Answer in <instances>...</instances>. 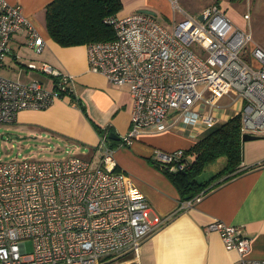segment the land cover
Returning a JSON list of instances; mask_svg holds the SVG:
<instances>
[{
	"label": "built area",
	"instance_id": "built-area-1",
	"mask_svg": "<svg viewBox=\"0 0 264 264\" xmlns=\"http://www.w3.org/2000/svg\"><path fill=\"white\" fill-rule=\"evenodd\" d=\"M170 1L180 9L178 0ZM186 18L192 30L183 21L166 26L151 12L116 13L106 19L114 37L86 44L92 72L129 86L130 126L121 146L142 132L180 123L209 129L233 114L240 115L241 135H264V47L253 39L249 12L243 14L246 27L232 23L219 1L202 20ZM25 26L28 46L41 52L43 38L21 5L0 0V68L11 35ZM26 65L50 77L51 86L0 75V124L14 123L21 110L45 109L75 96L72 75L48 63ZM98 149L96 163L76 155L0 159V264H102L124 253L138 255L160 218L151 215L131 177L115 170L105 138ZM155 160L170 171L188 167L181 148L158 149ZM201 197L183 200L179 208ZM205 230L217 232L224 247L236 251L233 264H264L247 255L251 239L239 226L214 220Z\"/></svg>",
	"mask_w": 264,
	"mask_h": 264
},
{
	"label": "crops",
	"instance_id": "crops-1",
	"mask_svg": "<svg viewBox=\"0 0 264 264\" xmlns=\"http://www.w3.org/2000/svg\"><path fill=\"white\" fill-rule=\"evenodd\" d=\"M6 1L21 5L28 21L43 38L44 46L39 53L29 47V31L23 27L11 35L0 71L4 67L15 71L13 76L6 75L10 79H38L51 86L50 77L26 65L48 63L72 75L75 86V96L56 99L45 109L21 110L14 123L26 122L95 152L100 139L105 138L113 148L116 169L131 177L150 204L151 215L160 218L159 224L144 239L137 256L131 252L122 254L132 255L130 260L123 259V264L129 261L133 264H233L238 257L236 251L226 249L217 232L205 230L214 220L239 226L251 239L247 255L264 259V137L243 142L241 171L237 175L225 181H221L223 177L214 180L212 184L220 181L219 184L191 206L180 209L182 200L177 189L151 159L156 157L158 149L189 148L208 129L180 123L162 131L142 132L130 146H121L120 138L130 126L129 86L112 84L104 75L92 72L86 44L62 46L50 38L44 26L43 10L51 0ZM121 2L120 15L147 7L161 8L158 0ZM170 3L166 5L169 14L165 15L170 17L172 26L180 19L171 11ZM111 131L119 138H108Z\"/></svg>",
	"mask_w": 264,
	"mask_h": 264
},
{
	"label": "trees",
	"instance_id": "trees-1",
	"mask_svg": "<svg viewBox=\"0 0 264 264\" xmlns=\"http://www.w3.org/2000/svg\"><path fill=\"white\" fill-rule=\"evenodd\" d=\"M121 8V0H51L43 10L44 26L50 38L62 46L112 39L114 31L106 19ZM240 125V115L233 114L209 128L184 149L188 167L183 170L160 167L155 158L151 159L152 163L172 182L182 201L203 196L219 184L220 181L212 184L214 180L223 177L221 181H225L241 171ZM219 157L225 158V164L208 179L199 181L197 176L206 165Z\"/></svg>",
	"mask_w": 264,
	"mask_h": 264
},
{
	"label": "rangeland",
	"instance_id": "rangeland-1",
	"mask_svg": "<svg viewBox=\"0 0 264 264\" xmlns=\"http://www.w3.org/2000/svg\"><path fill=\"white\" fill-rule=\"evenodd\" d=\"M213 1H219L224 5L226 15L238 27L247 26V23L244 22L243 14L248 11L253 39L264 47V0H178L180 9H173L169 0H158L161 8L155 7L153 9L147 7V9L143 10L153 12L164 25L170 26L171 19L168 20L170 17L166 18L165 15L169 14L166 5L170 3L171 11L178 14L180 21H183L192 30L193 28L185 20L187 19L186 17H190L191 19L197 17L199 14H207ZM15 74V71L4 67L0 71V75L7 78L8 76L6 75L13 76ZM226 101V98L221 100V103H225L223 104L225 107H227ZM227 112L232 113L233 110L229 109ZM18 121L0 124V159L2 160L19 158L59 159L76 155L93 162L100 155L98 147L95 152L88 146L41 130L26 122ZM224 164V157L217 158L206 165L203 172L197 176V179L199 181L208 179ZM26 245L30 246L29 240L26 241ZM123 259L130 260L132 259V255L125 254L116 258H109L104 260L102 264H123ZM127 264H133V261H129Z\"/></svg>",
	"mask_w": 264,
	"mask_h": 264
},
{
	"label": "water",
	"instance_id": "water-1",
	"mask_svg": "<svg viewBox=\"0 0 264 264\" xmlns=\"http://www.w3.org/2000/svg\"><path fill=\"white\" fill-rule=\"evenodd\" d=\"M142 11H144V12H151V11H148V10H142ZM151 13H153V12H151ZM204 18V14H199L198 15V19L199 20H202ZM108 138H110V139H118L119 137L118 136H116V134L114 133V132H109L108 133ZM261 137H264V135H258V134H250V133H243L242 135H241V139H242V141L244 142V141H248V140H253V139H258V138H261Z\"/></svg>",
	"mask_w": 264,
	"mask_h": 264
}]
</instances>
